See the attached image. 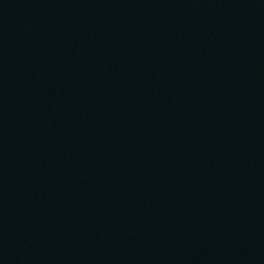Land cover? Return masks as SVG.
Returning <instances> with one entry per match:
<instances>
[{
  "label": "water",
  "instance_id": "1",
  "mask_svg": "<svg viewBox=\"0 0 264 264\" xmlns=\"http://www.w3.org/2000/svg\"><path fill=\"white\" fill-rule=\"evenodd\" d=\"M0 264H264V0H0Z\"/></svg>",
  "mask_w": 264,
  "mask_h": 264
}]
</instances>
